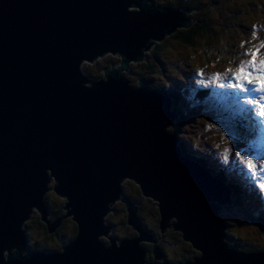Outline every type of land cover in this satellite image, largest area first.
I'll return each mask as SVG.
<instances>
[{
    "label": "water",
    "instance_id": "95a60500",
    "mask_svg": "<svg viewBox=\"0 0 264 264\" xmlns=\"http://www.w3.org/2000/svg\"><path fill=\"white\" fill-rule=\"evenodd\" d=\"M155 2L0 0V264H168L155 248L145 263L139 240L107 238L117 179L139 184L199 250L181 264H264V252L223 247L218 211L229 191L168 134L171 99L119 74L147 58L150 40L192 25L189 10ZM50 189L65 211L47 219ZM36 211L48 233L71 215L76 238L61 251H28L22 225ZM136 214L127 207V224L143 237Z\"/></svg>",
    "mask_w": 264,
    "mask_h": 264
},
{
    "label": "rangeland",
    "instance_id": "374dc122",
    "mask_svg": "<svg viewBox=\"0 0 264 264\" xmlns=\"http://www.w3.org/2000/svg\"><path fill=\"white\" fill-rule=\"evenodd\" d=\"M155 1L157 6L170 7V4H172L171 0ZM203 3L206 4V7L193 12L190 19H192V22H196L197 20L205 21L212 31L213 29L217 31L216 35L218 36V40L213 44H207L203 43V39L199 40L198 38L195 47L191 48L186 47L181 44V42L176 41V39L174 40L169 38V36H166L163 40L165 41V45L160 49L161 52L159 51L157 59L163 58L166 63L164 64V69L168 72L167 74L173 75V79L184 80L195 84L196 82L204 81L211 83V81L214 80L212 78L214 74L221 73L219 82H224L225 70L239 68L241 62H245L240 56H243L248 48L251 46L253 48L257 47L259 52L264 50V47H260L261 44H264V0H218V6L215 7L212 6L210 0H204ZM129 10L133 11L136 9L129 8ZM224 22L229 24V30L226 27L224 31L221 29V25ZM179 30L186 29H178L177 31ZM161 42L162 41L150 40L151 45H149V48L146 51H142L143 55L147 56L148 53L150 54L152 48L155 47V44ZM157 59L145 58L144 60L135 62L129 61L128 69L122 72V77L128 80L129 85L132 88H135L137 82H142L144 79H149L151 81L150 83L153 85L161 84V79H159L161 76L155 75L157 67L155 61ZM149 64L154 65L153 73H149V70L146 68ZM244 67L245 69H248L249 67L256 73V67L253 68L251 65L247 67L245 64ZM197 71H202L203 76H194L193 73ZM226 76H228V73ZM163 83L172 85L166 79H164ZM191 87L193 91H197V88L194 89L196 86ZM182 102L181 107L190 110V112L184 114L185 126L182 133V136L185 135V137H183L184 147L189 150V153L191 152L192 155L205 159V163L207 165L211 164L213 168L227 169L233 176L238 177L250 173L245 168L241 167L240 163L236 160L235 152L237 150L243 155L251 158L253 161L261 164V161L258 160L263 156L264 151V145L260 144L261 137L255 135L257 138H253V136H251L249 132V122H245L246 135L242 132L240 133L234 127L235 124L232 118H236L238 114L240 116L243 114L245 117V112L241 108V104H233V115L231 116L227 115L231 112V101L224 100L222 103V105L229 107L220 106L218 103L215 104L213 96L206 102L197 100L192 96L185 99L183 98ZM175 120L176 118L172 122L173 125L167 128V132L171 134L174 133L172 128L174 127ZM199 125L201 129L198 128ZM190 137L195 138L194 143L191 142L189 144L188 141H186L190 139ZM226 149H228V151H225ZM261 171L262 170L259 169L255 176L251 174L250 176L252 178H257ZM229 180L230 178L226 176V180L222 182L224 183L223 186L226 188L229 187L232 192ZM257 181L261 184L264 183V174L252 181L253 185L248 183V194H239L241 200L240 204H243L244 209L241 207L242 205L237 206L236 204H232L231 206H223L222 210L219 212L222 217H225L224 219L227 224H230V222L233 224L227 229L226 241L228 240L227 236H230L232 242H235L236 244H244V246H247L248 249L251 248V250L264 249V234L258 233L256 227L252 225L251 221L248 219V217H250L248 214H251L254 217L259 216L258 210L264 214V190H262L259 185H254ZM132 183L133 182L131 181H125L123 184L124 194L126 193L127 197L133 201V203L127 204H135L139 206L140 209L138 216L140 221H142V219L146 220L144 224L142 221V224L150 231V234L157 235L154 236L155 240H157V244L161 248L163 246L165 251H168V255L165 256L167 259L166 261L192 259L199 250L195 251L197 248L191 243L184 241L182 236L173 230V228L165 231L163 234L160 233L163 235V238L159 239V236L161 235L157 230L158 219L154 212L156 211L155 203H151V200L145 197H142L141 200L140 195L138 194L137 196L136 194L137 186ZM239 185L242 184L240 183ZM52 192L53 190L50 189L47 197L50 196L49 199L52 203L56 204V207L52 209V212H57L58 214L65 198L62 200V198L60 199L56 195L53 196ZM122 201L128 200H116L111 207V211H109L104 218V222L107 225H110V227H107L109 228L106 234L107 238L110 237L112 239L120 240L123 238L135 237V233H133L126 224H122L126 217V212L124 211L126 203H123ZM252 208L254 210L257 209L252 211ZM61 211L63 212L65 209H61ZM121 211L124 212L125 217L124 214L122 216ZM36 212L31 215L26 224L22 225V232L25 233L28 231L30 233L29 235H26V239L28 241L31 240V243L36 246L50 245L49 248H56L58 249L57 251H60L61 247L59 246V243H64L68 232L72 231V234L73 231L76 232L75 225L67 223L69 219L66 220L65 218V226L61 229V233L57 237L58 242L51 241L52 244H50L46 241L44 236H42L41 226L37 224L38 222L36 223V221H38V214ZM49 218L50 217L48 216L47 219ZM40 224L43 223L40 222ZM136 240H139L138 246L141 245L144 249H154L155 245L150 239L137 236ZM151 259H153L151 262L155 260L154 258H150V260ZM156 261L158 263L163 262L162 259Z\"/></svg>",
    "mask_w": 264,
    "mask_h": 264
},
{
    "label": "trees",
    "instance_id": "16d2710c",
    "mask_svg": "<svg viewBox=\"0 0 264 264\" xmlns=\"http://www.w3.org/2000/svg\"><path fill=\"white\" fill-rule=\"evenodd\" d=\"M203 1L204 0H171L172 4H170V7L171 8H179V9H187L190 11V15H189V17H190V16H192L193 12H196V11L201 10L202 8L206 7V4H204ZM210 1H211V4L213 7L218 6V0H210ZM225 27L229 30V24L227 22L222 23L221 29L224 31ZM216 33H217V31H215L214 29L212 31L211 28L208 27V25L206 24L205 21L197 20L196 22H193V24L190 26L189 29L176 31L174 34L169 36V38L174 39V40L176 39V41L181 42V44L185 45L186 47L194 48L198 38H199V40L203 39V43L213 44L216 40H218V36L216 35ZM164 45H165V41H162L161 43H156L155 47L152 48V52L150 54L148 53L146 57L151 58V59L152 58L157 59V55H158L160 49ZM155 63L157 64L155 75L161 76L159 79H161L162 83L159 85H157V84L153 85L150 83L151 81L149 79H144V82L146 83L147 87L150 90H154L157 92L167 94L168 96H170L173 99L172 110L179 114V118L176 120L172 130L174 132H176V138H177V141L179 144L178 147L180 148L182 154L184 156H187V157H192L194 160L196 159V161L198 162L200 167L203 168L204 171L208 175H211L212 177H215L216 179H219L221 181L226 180L225 174H227V172L224 170V168H221V169L220 168H213L210 164L207 165L205 163V161H206L205 159L199 158L195 155H192L191 152L189 153V150L184 147V143H183V137H185V135L182 136L184 126H185L184 125V123H185V115L184 114L190 112V110L188 108L184 109L181 107V104L183 103L182 99L183 98L185 99V98H188L189 96H192V97L196 98L197 100H201L203 102L211 96L212 91L209 89H205L203 87L198 88L197 86L194 87V89L198 88L199 90L197 89V91H193L191 86H195V85L191 84L192 82H187L184 80L181 81L179 79H175L176 80L175 81L173 79L172 74L171 75L167 74L168 72L165 71V69H164L165 68L164 64H166V63L164 62L163 58L157 59L155 61ZM104 67L105 66L103 65V62L101 63L100 66H98V68L102 69V70ZM146 68L149 70V73H153L154 65L149 64ZM164 79H166L172 85H170L168 83L164 84L163 83ZM188 87L191 91L188 89ZM185 88H187V89H185ZM194 140H195L194 137H190V139H188L186 141H188V143L190 144L191 142L194 143ZM227 176H228V174H227ZM231 182L232 181L229 180V184ZM230 186L233 189V191H232L233 192L232 196L234 198L233 200L235 201V203L237 205H239V206L242 205L241 207H243V204H240L241 200L239 198V196H240L239 194H243L241 188H239V186H236V184H232V183ZM136 194H137V196L139 194L138 188L136 189ZM124 196L128 200V203H133V201L127 197L126 193L124 194ZM49 198H50V196L47 197V199L45 201V208L47 209V211L52 212V209L56 207V204L52 203V201ZM140 199L142 200L141 195H140ZM150 202L152 203L153 201H150ZM155 207H156V203H155ZM243 209H244V207H243ZM58 212H59L58 213L59 216L63 215V212L61 211V209ZM154 212L156 213L157 219H158L157 208H156V211H154ZM121 213L123 216L124 212L121 211ZM248 215L250 217H254L251 214H248ZM124 217H125V214H124ZM260 220L264 222L263 218ZM142 221H143V224L146 222L145 219H142ZM36 223L40 225V221H36ZM122 224H125V218H124V222ZM227 225L229 228L233 224L230 222V224L228 223ZM44 227H45V225H44ZM60 233H61L60 229L58 231H56V233L55 232L54 233H48L46 230V227H45L44 235L42 234V236H44V238L46 239V241L48 243L52 244L51 241H57L58 242L57 237ZM226 233H227V230H226ZM226 233H225V236H226ZM29 234L30 233L27 231L26 235H29ZM74 237H75V234H73V236H71L69 239L64 241V243H59V246L62 247V244H66L68 242H71L74 239ZM227 238H228L227 241L231 247H234V248L236 247L239 251H243V252H245V251L248 252V250L249 251L251 250V248L248 249L247 246H244V244H236L235 242H232V239L230 238V236H227ZM49 247H50V245L49 246H44V245L36 246V245L31 243V240H29V241L27 240V250L28 251L53 252V251L58 250L56 248L53 249L52 247L51 248H49ZM146 249H148V248H146ZM146 251L148 252V250H146ZM162 251H163V254L165 256L168 255V251H165V248H163V246H162ZM258 251H260V250L259 249H252L251 250V252H258Z\"/></svg>",
    "mask_w": 264,
    "mask_h": 264
},
{
    "label": "bare ground",
    "instance_id": "6f19581e",
    "mask_svg": "<svg viewBox=\"0 0 264 264\" xmlns=\"http://www.w3.org/2000/svg\"><path fill=\"white\" fill-rule=\"evenodd\" d=\"M124 70H121L120 72H119V74H120V76L122 77V72H123ZM130 86V85H129ZM128 86V87H129ZM136 86H137V88H138V82H137V84H136ZM131 87V86H130ZM132 88V87H131ZM177 93V92H176ZM169 135L171 134V133H168ZM176 137V136H175ZM200 141V140H199ZM199 150V149H198ZM203 169V168H202ZM204 170V169H203ZM213 178H215V177H213ZM216 179V178H215ZM131 181V182H133L132 184H134V185H136L137 186V188H138V190H139V194L142 196V197H145V198H148V199H150L151 201H153L154 203H156V201L153 199V198H151V197H147V196H144V189L139 185V184H137L133 179H128V180H126V179H121V182H118V179H117V182H115L114 183V185H113V187H112V189H111V191L112 190H114V191H117V190H119V191H121L122 192V195H120L119 196V198L117 199V200H122V199H126L125 198V196H124V188H123V184H124V182L125 181ZM217 181H219L222 185H224V183L221 181V180H219V179H216ZM118 183V184H117ZM53 192H55V191H53ZM57 196V197H59L60 199L62 198L61 196H58L56 193H54L53 194V196ZM229 195H230V201H229V205H227V206H231L232 204H236L235 203V201L233 200V198H232V193H231V190L229 191ZM63 199V198H62ZM116 202V201H115ZM114 202V203H115ZM123 203H126L125 204V208H124V211L126 212V217H125V224H126V226L127 227H129L132 231H133V233H135V237H133V238H123V239H120V240H136L137 239V236H139V237H141V235L136 231V230H134L130 225H128L127 224V207H129V206H131L133 209H135V211L137 212V214H136V216H137V221H138V223H135V225H134V227L136 228V229H139V228H141V231L143 232V237H146L147 239L149 238L152 242H153V244L155 245L154 246V248H155V250L157 251V249L158 250H161L162 251V248L157 244V240H155V237L154 236H157V235H154V234H150V231L149 230H147V228L142 224V221H140V218H139V216H138V213H139V206L138 205H135V204H127L128 203V201H122ZM113 203V204H114ZM112 204V205H113ZM112 205L110 206V209H109V211H111V207H112ZM237 205V204H236ZM135 206V207H134ZM223 206H225V205H222L221 207H220V209H219V211H218V220H220L221 222H222V245H223V247L225 248V249H228V250H231V251H234V252H238V253H241V254H245V255H250V254H256V253H261V252H264V249H260V251H258V252H251V251H249V252H247V251H245V252H243V251H239L236 247L234 248V247H231L228 243H227V241H226V236H225V233H226V230L228 229V225H227V223H226V221H225V217H222L221 216V214H219V212L222 210V208H223ZM238 206V205H237ZM137 207V208H136ZM156 208H157V212H158V222H157V230H158V232H159V234L161 233V234H163L165 231H167V230H169V229H171L172 227H170L169 226V224L167 223V221H166V219H165V217H164V215L162 214V212H161V210H160V208L158 207V205H157V203H156ZM225 213V212H224ZM258 214H259V216H257L256 218H252V217H248V219L251 221V224L252 225H254L255 227H256V229H257V231H258V233H260V234H264V222L263 221H261L260 219H264V216L262 215V214H260V212H258ZM55 215H57V212L56 213H53V212H49L48 211V216L51 218V217H53V216H55ZM66 218V220L67 219H69V221L72 223V224H74L75 225V227L77 226V223H75L74 221H71V215H68V216H66V217H63V218H61V223H60V225H59V227H58V229H60L61 228V226L63 225V222H66L64 219ZM105 218V217H104ZM162 220H165L166 221V225H167V227L164 229V231L163 232H161V230H160V228H159V222H161ZM38 221H41V220H39L38 219ZM103 225H104V227L107 229V231L109 230V228H107V227H110V225H107L105 222H104V219H103ZM221 227H219V233L221 232ZM174 230V229H173ZM73 234H75V237H74V239L76 238V232H74L73 231ZM73 234L71 235V236H73ZM160 234V235H161ZM110 238V237H109ZM142 238V237H141ZM163 238V235H161V236H159V239H162ZM73 239V240H74ZM110 239H112V238H110ZM182 239H183V237H182ZM181 239V240H182ZM72 240V241H73ZM184 240V239H183ZM182 240V241H183ZM185 241V240H184ZM183 241V242H184ZM196 248V247H195ZM148 249H151V248H148ZM196 250H198V249H195V251ZM150 258H154L152 255H151V253L149 254V253H147V252H145V258H144V261H145V263H150L153 259H151L150 260ZM160 259V258H159ZM148 260V261H147ZM187 260H190V259H187Z\"/></svg>",
    "mask_w": 264,
    "mask_h": 264
},
{
    "label": "snow or ice",
    "instance_id": "6c2138e0",
    "mask_svg": "<svg viewBox=\"0 0 264 264\" xmlns=\"http://www.w3.org/2000/svg\"><path fill=\"white\" fill-rule=\"evenodd\" d=\"M260 47H264V44H261ZM259 49H255L250 53H246V55L251 56V60L248 62L252 67H255L257 63V55ZM259 68H256V75H252L251 68L245 69L244 64L241 63L239 65L238 72L232 73V76L226 80L224 83H219L221 73H216L212 77L219 85V87L223 88L225 84L229 89L239 90L241 92L246 91L243 87V82H247L249 85H255V91L264 92V59L259 60ZM225 71H230V69H226ZM194 76H203L202 71H197L193 73ZM246 104L251 106L255 111V114L264 119V97H261L259 101L257 100H247ZM225 151H228L226 149ZM235 158L240 163L241 167L245 168L251 175L255 176L257 171L262 167V165L256 161H253L248 156L243 155L239 150L235 152ZM259 187L264 190V183L260 184Z\"/></svg>",
    "mask_w": 264,
    "mask_h": 264
},
{
    "label": "flooded vegetation",
    "instance_id": "af4514ba",
    "mask_svg": "<svg viewBox=\"0 0 264 264\" xmlns=\"http://www.w3.org/2000/svg\"><path fill=\"white\" fill-rule=\"evenodd\" d=\"M67 223H69L70 225H72V223L70 221H68ZM41 228H42V234L44 235V230H45V227H44V224H40ZM65 226V222H63V225L61 226L60 230ZM59 230V229H58ZM57 230V231H58ZM56 233V232H55Z\"/></svg>",
    "mask_w": 264,
    "mask_h": 264
},
{
    "label": "clouds",
    "instance_id": "9594fccd",
    "mask_svg": "<svg viewBox=\"0 0 264 264\" xmlns=\"http://www.w3.org/2000/svg\"><path fill=\"white\" fill-rule=\"evenodd\" d=\"M48 192H49V191H48ZM48 192H47V194H48ZM52 193L54 194V192H52ZM52 193H50V194H52ZM53 194H52V195H53ZM63 199H64V198H63ZM63 199H62V200H63ZM64 200H65V199H64ZM39 220H41V219H39ZM40 222H42V223H43V221H42V220H41ZM43 224H44V223H43ZM57 230H58V228L56 229V231H57ZM53 233H54V232H53ZM25 234H26V232H25ZM56 251H57V250H56Z\"/></svg>",
    "mask_w": 264,
    "mask_h": 264
}]
</instances>
